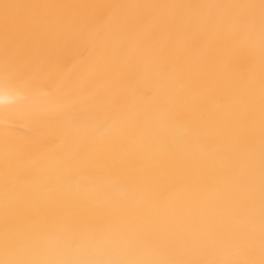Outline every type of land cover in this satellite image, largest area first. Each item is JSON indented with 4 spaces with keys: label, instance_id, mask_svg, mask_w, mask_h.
<instances>
[{
    "label": "snow or ice",
    "instance_id": "1",
    "mask_svg": "<svg viewBox=\"0 0 264 264\" xmlns=\"http://www.w3.org/2000/svg\"><path fill=\"white\" fill-rule=\"evenodd\" d=\"M92 7L0 3V264H264V0Z\"/></svg>",
    "mask_w": 264,
    "mask_h": 264
},
{
    "label": "bare ground",
    "instance_id": "2",
    "mask_svg": "<svg viewBox=\"0 0 264 264\" xmlns=\"http://www.w3.org/2000/svg\"><path fill=\"white\" fill-rule=\"evenodd\" d=\"M53 3V4H78V5H96L100 7L84 8L74 10L82 15L89 23L94 25H102L110 14L115 11L106 7L105 5H118V4H161V3H185V4H198V3H229V2H249V0H0V3ZM134 19L137 24L145 22L147 10L128 9L125 10ZM199 47V38L193 37L191 40V49ZM57 62L65 67L69 72L79 69L80 64L83 62V57L80 50L72 49L71 51H60L57 53ZM247 60L241 58L235 63V71L242 73L246 70ZM0 97H6L4 103H0V114L16 109L22 102V93L19 90L11 88L0 87ZM2 132L3 122L0 119V149H2ZM182 178L178 177L176 182H180Z\"/></svg>",
    "mask_w": 264,
    "mask_h": 264
},
{
    "label": "clouds",
    "instance_id": "3",
    "mask_svg": "<svg viewBox=\"0 0 264 264\" xmlns=\"http://www.w3.org/2000/svg\"><path fill=\"white\" fill-rule=\"evenodd\" d=\"M4 88H9V87H7V86H5ZM6 97H0V103H4L5 101H6Z\"/></svg>",
    "mask_w": 264,
    "mask_h": 264
}]
</instances>
